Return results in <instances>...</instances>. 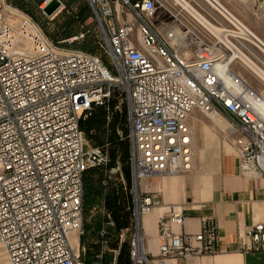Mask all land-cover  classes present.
Listing matches in <instances>:
<instances>
[{"label":"built area","instance_id":"1","mask_svg":"<svg viewBox=\"0 0 264 264\" xmlns=\"http://www.w3.org/2000/svg\"><path fill=\"white\" fill-rule=\"evenodd\" d=\"M85 1L103 57L48 43L30 19L11 21L15 8L0 0V247L7 263L86 264L84 173L107 166L109 157L99 147L85 150L80 121L114 92L126 107L130 144L132 220L120 237L127 238L132 264L218 253L216 220L204 217L199 233H180L181 207L166 209L158 252L150 253L142 221L161 197L140 185L192 169L189 119L198 111L227 122L241 175L264 181V99L216 45L202 42L189 56L174 45L154 21L160 0ZM255 1L264 9V0ZM89 34L85 29L66 42ZM27 40L31 47L22 53ZM240 250L264 252V223L245 230Z\"/></svg>","mask_w":264,"mask_h":264},{"label":"rangeland","instance_id":"2","mask_svg":"<svg viewBox=\"0 0 264 264\" xmlns=\"http://www.w3.org/2000/svg\"><path fill=\"white\" fill-rule=\"evenodd\" d=\"M46 1L7 0L16 10V13L10 20L18 24L23 17L28 18L37 26L41 35L48 43L66 50H81L86 47L90 49L88 53L103 57L97 43V25L85 0H59L62 6L52 16H48L44 12L47 6ZM186 1L208 19L211 24L219 26L224 30H230L231 32L229 34L227 31H223L220 35L221 39H219L218 35L206 29L200 21L196 20L197 18L190 11L188 12L182 3H178L176 0H160L158 24L160 26H163V24L178 25V30L180 31L176 32V37L182 42L186 39L184 42L186 44L180 46L186 55H193L195 49L202 42L214 44L227 57L232 55L235 50H240L249 60H252L251 62L258 67L260 72L264 71V48L262 46L240 39V37H243L240 31L231 25L229 20L222 17L218 11L213 9L206 0ZM223 5L242 22L247 30L253 34L255 33L264 42V9H260L255 0H224ZM85 29L90 30V34L85 40L73 43L66 42L67 39ZM187 44L190 47H187ZM231 69L249 83L259 94L264 96V83L243 62L235 59ZM189 122L192 127L193 151L196 146H200L204 142L207 134L212 135L222 147L224 142L232 145L230 131L223 129L220 124L212 122L205 113L198 111L192 114ZM93 147L85 138V150L89 151ZM207 154L210 159L213 155L212 150H208ZM191 171L195 172V168ZM113 181L115 179L111 182ZM106 190L107 185H102V192L84 189L83 226L80 245L83 248V258L87 264H115L118 251L112 250L110 244L115 241L121 243L120 233L118 234L117 231H114V226H109L104 221L102 199L104 195L103 191ZM126 240L127 238L125 237L123 242ZM0 264H8L1 247Z\"/></svg>","mask_w":264,"mask_h":264},{"label":"crops","instance_id":"3","mask_svg":"<svg viewBox=\"0 0 264 264\" xmlns=\"http://www.w3.org/2000/svg\"><path fill=\"white\" fill-rule=\"evenodd\" d=\"M210 1L224 13L236 18L223 5L224 0ZM157 19L158 11L154 19L155 24L174 45L180 47L186 44L184 43L186 39L182 42L176 37V32L180 31L178 25L160 26ZM208 150L213 152L210 159ZM194 168L195 172L191 171ZM192 169L191 172L173 177H158L141 182L142 191L158 193L161 197L160 205L142 221L148 251L154 255L158 252V223L166 209L181 207L186 219L184 225L177 231L199 233L202 219L212 217L219 228V252L190 259H172L168 264H264V252L240 250L244 242L245 230L257 223H264V181L254 174L241 175L237 146L224 142L222 147L210 134H207L204 142L194 149Z\"/></svg>","mask_w":264,"mask_h":264},{"label":"trees","instance_id":"4","mask_svg":"<svg viewBox=\"0 0 264 264\" xmlns=\"http://www.w3.org/2000/svg\"><path fill=\"white\" fill-rule=\"evenodd\" d=\"M81 50L90 51L86 47ZM120 99V93L114 92L104 104L92 106L80 121L85 138L109 157L107 166H91L85 171L84 189L102 192V185H107V190L103 191L104 221H112L118 234L129 228L132 220L130 144L126 107L119 104ZM118 167L121 171L111 174V170ZM110 247L118 251L115 264H132L127 241H115Z\"/></svg>","mask_w":264,"mask_h":264},{"label":"bare ground","instance_id":"5","mask_svg":"<svg viewBox=\"0 0 264 264\" xmlns=\"http://www.w3.org/2000/svg\"><path fill=\"white\" fill-rule=\"evenodd\" d=\"M178 3H182L183 7L185 9L188 10V12L190 11L196 18V20L200 21L201 24L208 29L209 31H211L212 33H214L215 35H218L219 39H221V34L223 31H227V33H231L230 30H224L223 28H220L219 26H216L214 24H211L204 16H202L197 10H195L188 1L186 0H176ZM207 2L214 7L215 9H217V11L220 13V15H222V17H224L225 19L229 20V22L231 23V25H233L235 28H237L240 31L241 36H243L242 38L240 37V39L252 42V43H257L256 45L262 46L264 48V43L261 41V39H259L256 35H254L252 32H250L249 30L246 29V27L242 24V22H240L239 20H237L236 18L232 17L231 15H229L228 13H224L222 10H220L218 8L217 5H215L214 2L207 0ZM182 6V5H181ZM61 8V7H60ZM60 8L58 10H60ZM190 14V13H189ZM224 37V36H223ZM226 37V35H225ZM28 44V47H20L19 51L22 53H27L29 47H31V42L30 40L26 41ZM262 49V48H261ZM236 60H239L241 62H243L245 64V66L247 68H249V70L254 73L259 80H261L264 83V71L260 72L258 70V67H256L251 61L249 60V58H247L243 53H241V51L239 50H235L232 55H230L228 57V62L229 64L232 66L233 62ZM233 71V70H232ZM261 95V94H260ZM262 98L264 99V96L261 95ZM262 108L264 109V103L262 105ZM205 115L212 121L215 122L217 124H220L222 126L223 129L225 130H229V126L227 124V122L220 117L219 115H216L212 112H207L205 113ZM220 121V123H219ZM231 133V131H230ZM193 161H194V151H193V147H192V167H193ZM180 175V174H179ZM167 177V176H166ZM78 243V239L76 237H74L72 239V244L73 245H77Z\"/></svg>","mask_w":264,"mask_h":264},{"label":"water","instance_id":"6","mask_svg":"<svg viewBox=\"0 0 264 264\" xmlns=\"http://www.w3.org/2000/svg\"><path fill=\"white\" fill-rule=\"evenodd\" d=\"M61 7V2L59 0H52L44 9V12L48 16H52Z\"/></svg>","mask_w":264,"mask_h":264}]
</instances>
